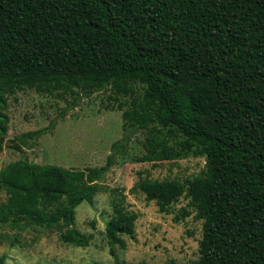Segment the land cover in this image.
<instances>
[{
  "label": "trees",
  "instance_id": "16d2710c",
  "mask_svg": "<svg viewBox=\"0 0 264 264\" xmlns=\"http://www.w3.org/2000/svg\"><path fill=\"white\" fill-rule=\"evenodd\" d=\"M25 87L72 94L75 102L109 89L129 97L130 107H117L123 135L102 166L8 164L0 174L7 195L0 230H57L65 243L87 246L92 235L76 227L77 208L109 192L106 238L112 253L125 249L139 214L125 187L103 180L144 131L137 162L191 152L206 159L191 179L140 171L130 189L161 212L183 196L191 200L203 221L194 264H264V0H0L1 140L9 122L4 95ZM49 129L23 134L25 145L34 147ZM8 237L0 231V242ZM19 243L14 236L12 245ZM0 264H8L3 254Z\"/></svg>",
  "mask_w": 264,
  "mask_h": 264
},
{
  "label": "rangeland",
  "instance_id": "374dc122",
  "mask_svg": "<svg viewBox=\"0 0 264 264\" xmlns=\"http://www.w3.org/2000/svg\"><path fill=\"white\" fill-rule=\"evenodd\" d=\"M138 95L141 86H136ZM8 100L5 112L9 116L8 131L0 151V174L10 163L26 158L46 167L61 165L85 169L102 166L111 153L112 144L123 135L121 104L130 107V98L118 96L111 90L77 96L55 92L40 93L25 87L4 95ZM115 108V109H112ZM53 125V126H52ZM51 128L34 147L25 145L23 134ZM1 137V136H0ZM146 132L136 133L126 156H118L103 183L108 187H125L130 209L137 212L136 234L125 236L127 247H114L105 234V226L113 215L111 194L100 192L94 203L83 202L77 208L76 227L92 235L87 246L65 243L57 230L27 229L19 232L5 226L1 232L0 254L8 264H194L200 259L199 244L203 235V221L191 200L181 197L167 212H161L156 201H148L142 192L130 193L142 171L153 179L185 181L206 170V159L192 152L181 158L163 162H137L145 153ZM7 199L0 191V202ZM186 209V210H183ZM185 211L190 214L185 216ZM180 218V219H177ZM93 222L95 225H93ZM14 236L19 244L12 245Z\"/></svg>",
  "mask_w": 264,
  "mask_h": 264
}]
</instances>
